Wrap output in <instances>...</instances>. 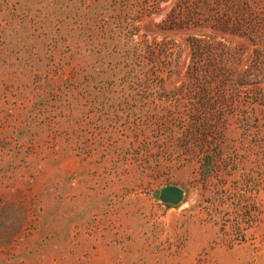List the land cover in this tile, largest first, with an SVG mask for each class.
Wrapping results in <instances>:
<instances>
[{"label":"rangeland","instance_id":"1","mask_svg":"<svg viewBox=\"0 0 264 264\" xmlns=\"http://www.w3.org/2000/svg\"><path fill=\"white\" fill-rule=\"evenodd\" d=\"M0 264H264V0H0Z\"/></svg>","mask_w":264,"mask_h":264},{"label":"water","instance_id":"2","mask_svg":"<svg viewBox=\"0 0 264 264\" xmlns=\"http://www.w3.org/2000/svg\"><path fill=\"white\" fill-rule=\"evenodd\" d=\"M183 197L182 190L176 187H167L161 191L160 199L164 202L178 204Z\"/></svg>","mask_w":264,"mask_h":264}]
</instances>
